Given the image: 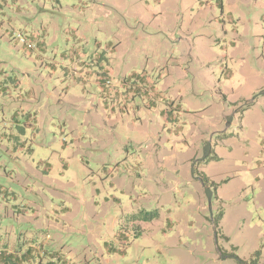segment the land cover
<instances>
[{
    "label": "rangeland",
    "instance_id": "rangeland-1",
    "mask_svg": "<svg viewBox=\"0 0 264 264\" xmlns=\"http://www.w3.org/2000/svg\"><path fill=\"white\" fill-rule=\"evenodd\" d=\"M29 245L264 264V0H0V248Z\"/></svg>",
    "mask_w": 264,
    "mask_h": 264
},
{
    "label": "trees",
    "instance_id": "trees-1",
    "mask_svg": "<svg viewBox=\"0 0 264 264\" xmlns=\"http://www.w3.org/2000/svg\"><path fill=\"white\" fill-rule=\"evenodd\" d=\"M20 250L7 254L6 250L0 248V264H22L25 259L32 257V249L30 247H24L22 249L24 250L23 253H20Z\"/></svg>",
    "mask_w": 264,
    "mask_h": 264
},
{
    "label": "water",
    "instance_id": "water-1",
    "mask_svg": "<svg viewBox=\"0 0 264 264\" xmlns=\"http://www.w3.org/2000/svg\"><path fill=\"white\" fill-rule=\"evenodd\" d=\"M208 151H205L201 157V159H203L206 155H207ZM206 197H207V203H208V208L209 211L211 210V198H212V191L211 189L207 188L206 189Z\"/></svg>",
    "mask_w": 264,
    "mask_h": 264
},
{
    "label": "crops",
    "instance_id": "crops-1",
    "mask_svg": "<svg viewBox=\"0 0 264 264\" xmlns=\"http://www.w3.org/2000/svg\"><path fill=\"white\" fill-rule=\"evenodd\" d=\"M26 247H30L31 249L33 248L32 245H29V246H26ZM3 249L7 251V254H8V253H12V252L14 253V252H17V251H18L17 249H10V248H7V247H4ZM33 249H35V248H33ZM23 251H24V250L21 249L19 252H20V253H23ZM51 255H52V254H51ZM28 258H29V257H28ZM28 258H27V259H28Z\"/></svg>",
    "mask_w": 264,
    "mask_h": 264
}]
</instances>
